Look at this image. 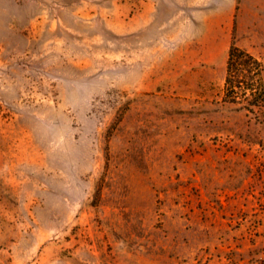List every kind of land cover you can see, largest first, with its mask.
Segmentation results:
<instances>
[{
    "label": "rangeland",
    "instance_id": "obj_1",
    "mask_svg": "<svg viewBox=\"0 0 264 264\" xmlns=\"http://www.w3.org/2000/svg\"><path fill=\"white\" fill-rule=\"evenodd\" d=\"M231 45L264 0H0V264H264Z\"/></svg>",
    "mask_w": 264,
    "mask_h": 264
},
{
    "label": "trees",
    "instance_id": "obj_2",
    "mask_svg": "<svg viewBox=\"0 0 264 264\" xmlns=\"http://www.w3.org/2000/svg\"><path fill=\"white\" fill-rule=\"evenodd\" d=\"M263 71L264 63L262 60L245 49L231 45L228 49L225 65V100L241 104L250 113L263 106Z\"/></svg>",
    "mask_w": 264,
    "mask_h": 264
},
{
    "label": "crops",
    "instance_id": "obj_3",
    "mask_svg": "<svg viewBox=\"0 0 264 264\" xmlns=\"http://www.w3.org/2000/svg\"><path fill=\"white\" fill-rule=\"evenodd\" d=\"M256 13H258V11Z\"/></svg>",
    "mask_w": 264,
    "mask_h": 264
}]
</instances>
